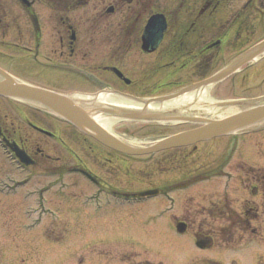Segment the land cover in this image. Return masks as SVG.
I'll list each match as a JSON object with an SVG mask.
<instances>
[{"label":"flooded vegetation","instance_id":"1","mask_svg":"<svg viewBox=\"0 0 264 264\" xmlns=\"http://www.w3.org/2000/svg\"><path fill=\"white\" fill-rule=\"evenodd\" d=\"M132 1L0 0V66L19 79L73 95L93 114L114 117L113 123L124 120L141 123V131L147 132L143 135L145 138L120 134L127 140L150 142L201 124V119L189 116L212 115L206 105L189 107L186 102L168 106L169 102L157 97L210 76L262 40L264 0H246L232 9L228 7L232 0H175L172 9L164 7L163 0H136L138 7L126 6ZM155 13L165 15L167 27L160 42L148 49L144 45L145 30ZM216 51L222 57L226 51L233 53L229 60L216 68L213 66L215 69L188 70L191 73L186 77L190 79L181 81V75L191 63L201 61L198 55H216ZM212 60H209L211 66ZM241 71L242 74H238ZM228 77H232L231 85L245 84L248 80L250 88L264 87V53L218 81ZM67 86L75 89L70 91ZM196 91L208 92L206 97H200L205 101L208 96L212 97L206 86L193 92ZM105 94L130 101L100 98ZM263 95L264 90L252 97L235 98L258 102L264 100ZM14 99L0 102V140L9 146L4 145V150L18 169L17 174H21L15 180L17 183H31L36 170L57 175L49 182L28 189L33 195L38 194L37 202L44 207L43 212L63 211L52 203L50 194L49 199L45 196L48 190L62 198L65 203H61V207H66L68 202L71 206L70 201L78 199L81 204L75 211L83 214V210L94 205L102 208L113 201L148 203L149 198L170 190L208 182L211 187L200 188L198 195L208 198V203L203 205L208 207L213 219L240 225L260 215L258 206L255 210L248 204L242 209L236 207L228 188L214 185V177L235 170L254 195L264 192V163L258 158L250 161L248 158L253 156L244 154L235 161L234 156L249 149H253L255 157L260 152L264 154V137L248 136L251 132L264 131V124L159 151L129 153L104 143L42 104ZM227 99L216 98L221 107L226 105ZM106 107H120L124 112H136L142 117L123 116L105 110ZM132 171H170L177 179L136 187L115 181L117 176L131 175ZM69 174L85 179L91 188L84 189L79 179L73 181ZM151 188L157 190L155 194L140 195ZM29 192L25 196H29ZM187 194L190 200H195L196 191ZM184 207L182 211L171 213L174 224L183 222L187 229L189 223L198 219V214L191 204ZM41 215L40 211L36 217ZM195 234L210 238L208 246L216 245L214 235L199 230Z\"/></svg>","mask_w":264,"mask_h":264},{"label":"rangeland","instance_id":"2","mask_svg":"<svg viewBox=\"0 0 264 264\" xmlns=\"http://www.w3.org/2000/svg\"><path fill=\"white\" fill-rule=\"evenodd\" d=\"M245 1L232 0L228 2V7L238 8ZM126 6L138 7L136 0L126 3ZM163 6H171L172 9L175 0H163ZM232 53L226 51L224 57L217 51L216 55L201 53L198 55L201 61H193L184 71L186 73L181 75V81L190 79L186 77L187 73H191L188 70L204 71L208 67L215 69L229 60ZM211 59L212 66L209 63ZM245 70L251 72L250 68ZM17 74L23 77L21 73ZM238 74L241 75L242 71ZM231 78L214 82L206 86V90L219 100L252 97L264 90L263 86L258 89L251 86V89L248 80L245 84L231 85ZM67 89L75 88L67 86ZM9 99L13 98L0 95V102L6 103ZM112 129L129 137L145 138L143 135L147 133L141 131V123L133 120L116 121ZM257 135L264 137V131L251 132L248 136ZM250 150L236 153L235 161L242 159L244 155H250L253 157L248 160L258 158L264 163L262 152L255 157L253 149ZM10 159L0 145V264H199L206 257L217 258L226 264H264V192L254 195L235 170L233 173L227 172L214 177V185L217 184L220 189L228 188L233 203L239 209L244 204H248L252 210L258 206V218L247 223L240 222V225L209 216L208 207L203 205L208 203V198H203V194L198 195L200 188L211 187L208 182V186L200 182L190 188L170 190L167 194L149 198L148 203L113 201L102 208L94 205L87 208L88 211L83 210V214L75 211L81 204L78 199L71 200V206L68 202L66 207H61V203H65L62 198L54 195L53 190H48L45 196L49 199L50 194L52 203L63 211L59 212L57 208V212H43L44 207H40L37 202L38 194L33 195L28 189L49 182L57 175L36 170L31 179L32 184L29 182L18 185L15 180L21 174H17L18 169ZM141 172L143 173L132 171L131 175H119L115 181L136 187L168 183L177 179L175 173L170 171ZM69 175L73 181L79 179V184L84 189L91 188L85 179L81 180L75 174ZM189 191H196L194 201L190 200L187 194ZM28 192L29 196H25ZM48 199L46 205H49ZM189 204L198 214V219L189 223L186 231L179 232L171 212L182 211ZM40 211L43 214L42 220L36 219ZM59 214L62 218H59ZM198 230L217 237L216 245L199 246L195 235Z\"/></svg>","mask_w":264,"mask_h":264},{"label":"water","instance_id":"3","mask_svg":"<svg viewBox=\"0 0 264 264\" xmlns=\"http://www.w3.org/2000/svg\"><path fill=\"white\" fill-rule=\"evenodd\" d=\"M166 27L167 19L163 13L152 15L145 30V47L148 49L155 47L162 39ZM262 52H264V38L212 75L189 83L175 91L162 94L157 98L167 102L192 89L217 81L239 69L246 62L255 59ZM0 93L42 104L106 144L129 153H144L189 144L201 139L264 124V100L252 102L243 98H235L226 102L233 105L241 104V108L237 110L218 116L209 115L202 118L189 116L191 119H201L202 123L185 130L165 134L150 142H137L127 140L110 130L88 107L80 104L73 95L19 79L2 66H0ZM104 109L123 116L142 117L141 114L136 112H124L125 109L120 107H106ZM178 227L180 230L186 228L183 222L178 223ZM209 242L210 238L208 237L200 236L198 239V243L202 246L207 245Z\"/></svg>","mask_w":264,"mask_h":264},{"label":"bare ground","instance_id":"4","mask_svg":"<svg viewBox=\"0 0 264 264\" xmlns=\"http://www.w3.org/2000/svg\"><path fill=\"white\" fill-rule=\"evenodd\" d=\"M205 93L207 94L208 92H205V91H196V92H193L189 95H186V96H183L181 97L180 99L178 100H174V101H170L169 103H167L168 106L170 105H175V106H179V105H182V104H185L186 102H188V106L189 107H192V106H195V107H198L199 105H206V110L210 113H222V112H225L227 110H229L228 108H225V107H221L220 103L217 102V100L214 98V97H210L208 96L207 99L208 101H205L203 99H200L201 96H205ZM85 97H82V99H84ZM100 98H104V99H110V100H118V101H121L123 103H128L130 100H127V99H124V98H118L116 96H113V95H100ZM199 98L198 102H194L193 100L194 99H197ZM87 101H88V98H85ZM92 99V98H91ZM85 101V100H84ZM97 118H99V120H101L104 124H106L107 126H111L113 125V122H114V117H109V115H104V114H97Z\"/></svg>","mask_w":264,"mask_h":264},{"label":"trees","instance_id":"5","mask_svg":"<svg viewBox=\"0 0 264 264\" xmlns=\"http://www.w3.org/2000/svg\"><path fill=\"white\" fill-rule=\"evenodd\" d=\"M203 264H221V263L216 260H206Z\"/></svg>","mask_w":264,"mask_h":264}]
</instances>
